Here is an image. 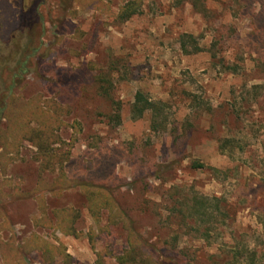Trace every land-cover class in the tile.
<instances>
[{"label":"rangeland","instance_id":"obj_1","mask_svg":"<svg viewBox=\"0 0 264 264\" xmlns=\"http://www.w3.org/2000/svg\"><path fill=\"white\" fill-rule=\"evenodd\" d=\"M67 1L0 0V133L10 89L57 103L70 146L62 172L41 173L27 140L0 155V264H118L123 220L162 264H248L233 247L261 264L264 0ZM138 92L166 129L134 112ZM83 184L124 218L111 203L95 220Z\"/></svg>","mask_w":264,"mask_h":264},{"label":"trees","instance_id":"obj_2","mask_svg":"<svg viewBox=\"0 0 264 264\" xmlns=\"http://www.w3.org/2000/svg\"><path fill=\"white\" fill-rule=\"evenodd\" d=\"M68 2L69 0L67 3ZM74 2L82 9L87 7L93 8L91 3L92 0H73V3ZM87 2H89L88 6L86 5ZM137 9L136 3L129 2L120 9L117 18L122 21H127L137 13ZM194 43V39L189 35H183L180 38L181 50L186 54L188 53L187 46L193 47L195 51L198 50ZM21 71L24 73V65H22L20 72ZM1 83L0 81V84ZM5 95L1 103V113L5 118L6 128L0 133V148L3 151L0 155L5 156V154L8 155V153L17 151L19 143L22 140H27L36 147L37 152L35 160L39 163V171L41 173L62 172L63 163L68 159L70 146L68 143L63 142L57 134L58 127L62 124L59 119V112L61 109L58 104L54 102L42 104L34 101L29 102L21 100L18 96H15L10 89L6 90ZM163 107L164 105L162 103L152 102L141 92L135 95V103L133 105L134 112L139 116L143 115L145 112L152 113V131H157L160 128L166 129L167 123L163 114ZM17 109L19 113H16ZM13 113L16 114L13 115ZM193 166L198 169L204 168V166L199 163ZM81 188L87 200L88 211L95 220H98L99 212L111 203L116 209V214L124 218L125 215L109 192H105L104 195L102 193L103 190L100 192L99 188L86 184H83ZM97 192H99V194ZM205 213L206 211L203 209V211H199L196 215L200 218H204L206 217ZM123 223L129 234L128 250L124 251L121 256L115 257L117 263L138 264L136 260L138 257L141 263L144 264H162L152 253L146 252L139 240V236L132 228L131 222L128 223L127 220H123ZM230 251L233 253V258H236V260L246 256L248 264H257L255 254L252 252H244L236 247H233ZM98 257L101 259V255ZM260 257L262 259L261 264H264V253Z\"/></svg>","mask_w":264,"mask_h":264}]
</instances>
